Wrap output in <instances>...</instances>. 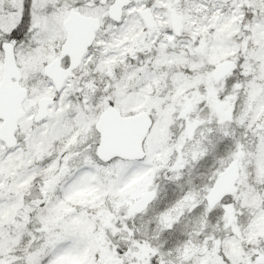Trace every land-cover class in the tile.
<instances>
[{"label":"snow or ice","instance_id":"6c2138e0","mask_svg":"<svg viewBox=\"0 0 264 264\" xmlns=\"http://www.w3.org/2000/svg\"><path fill=\"white\" fill-rule=\"evenodd\" d=\"M0 264H264V0H0Z\"/></svg>","mask_w":264,"mask_h":264}]
</instances>
